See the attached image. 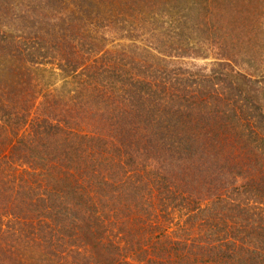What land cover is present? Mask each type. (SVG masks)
Returning <instances> with one entry per match:
<instances>
[{
    "label": "trees",
    "instance_id": "trees-1",
    "mask_svg": "<svg viewBox=\"0 0 264 264\" xmlns=\"http://www.w3.org/2000/svg\"><path fill=\"white\" fill-rule=\"evenodd\" d=\"M0 264H264V0H0Z\"/></svg>",
    "mask_w": 264,
    "mask_h": 264
},
{
    "label": "rangeland",
    "instance_id": "rangeland-1",
    "mask_svg": "<svg viewBox=\"0 0 264 264\" xmlns=\"http://www.w3.org/2000/svg\"><path fill=\"white\" fill-rule=\"evenodd\" d=\"M44 5V3L41 1V6H43ZM209 62V61H208ZM205 63L203 62V61H198L197 62V66L198 67H201V66H203Z\"/></svg>",
    "mask_w": 264,
    "mask_h": 264
}]
</instances>
